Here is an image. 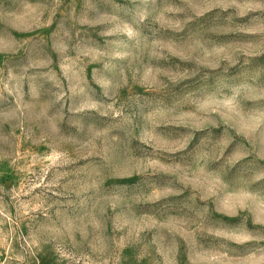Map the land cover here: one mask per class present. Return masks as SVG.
Segmentation results:
<instances>
[{"label":"rangeland","instance_id":"1","mask_svg":"<svg viewBox=\"0 0 264 264\" xmlns=\"http://www.w3.org/2000/svg\"><path fill=\"white\" fill-rule=\"evenodd\" d=\"M0 264H264V0H0Z\"/></svg>","mask_w":264,"mask_h":264}]
</instances>
